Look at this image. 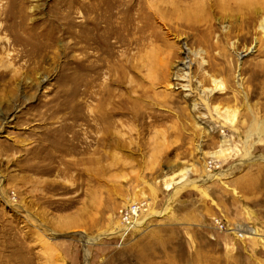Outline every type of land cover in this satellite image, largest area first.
Instances as JSON below:
<instances>
[{
  "label": "rangeland",
  "instance_id": "374dc122",
  "mask_svg": "<svg viewBox=\"0 0 264 264\" xmlns=\"http://www.w3.org/2000/svg\"><path fill=\"white\" fill-rule=\"evenodd\" d=\"M86 17L120 33L96 52ZM262 19L264 0H0V264H264Z\"/></svg>",
  "mask_w": 264,
  "mask_h": 264
},
{
  "label": "bare ground",
  "instance_id": "6f19581e",
  "mask_svg": "<svg viewBox=\"0 0 264 264\" xmlns=\"http://www.w3.org/2000/svg\"><path fill=\"white\" fill-rule=\"evenodd\" d=\"M86 2L83 3L82 9L86 12L88 9L86 7ZM101 5V4H100ZM88 6V5H87ZM103 6V5H102ZM93 8V7H92ZM95 15V14H94ZM98 15V14H97ZM105 16V15H104ZM107 17V16H106ZM111 18V17H110ZM104 20V19H103ZM259 29L263 30L264 29V19H262L259 23ZM122 29V28H121ZM81 33H82V39H83V43L84 45H88V46H93V50H96V52L100 51L101 46L107 44L108 38L112 37V35L114 34H118L120 33V28L118 27V25H115V23H112V20H104L103 22L97 18H93L90 19L88 17H86V19L84 21H82L81 24ZM112 39V38H111ZM85 46V47H86ZM87 46V47H88ZM107 47V46H106ZM110 47V46H109ZM96 61V60H95ZM97 62V61H96ZM87 58L85 56V58L83 59L82 62V67H83V96L86 97V88L88 86V75H89V70H88V66H87ZM187 63L183 62L181 64V69L188 71V66H186ZM91 66V65H90ZM180 70V69H179ZM180 70V71H182ZM185 75V74H184ZM173 77H178L176 74L173 75ZM176 81V80H175ZM212 82L217 86V82L215 80H212ZM103 116H112L113 114H115L114 109L111 111H108L106 113H102ZM106 114V115H105ZM100 116V115H99ZM99 118V117H98ZM225 141V140H224ZM227 144V143H226ZM221 148V147H220ZM224 150V149H223ZM223 150L216 152V154L222 155L223 154ZM210 179V178H209ZM182 180V179H181ZM137 224V221L135 222L134 225ZM229 230H233L229 229ZM237 230H242L241 228H238ZM244 231V230H242ZM232 232V231H230ZM245 232V231H244ZM234 234V233H233ZM235 235V234H234ZM246 235V232H245ZM236 236V235H235ZM90 240H94L92 238H89ZM246 239V238H245ZM89 240V241H90ZM86 240L83 241V244L86 245Z\"/></svg>",
  "mask_w": 264,
  "mask_h": 264
},
{
  "label": "built area",
  "instance_id": "2783aa9c",
  "mask_svg": "<svg viewBox=\"0 0 264 264\" xmlns=\"http://www.w3.org/2000/svg\"><path fill=\"white\" fill-rule=\"evenodd\" d=\"M209 168H211V165L209 163ZM140 207L138 205L135 204H130L129 206H126L122 209L119 210V216L121 217V220L123 221V226L126 229V233L125 236L131 231L133 230V226L135 224L136 221L139 220V213H140ZM214 223L216 225V227L220 230H224L226 227L225 225L220 221L215 219ZM232 231V233H234L236 235V238L239 240L245 239L247 238L245 235V232L242 230H237V229H233V230H229Z\"/></svg>",
  "mask_w": 264,
  "mask_h": 264
}]
</instances>
